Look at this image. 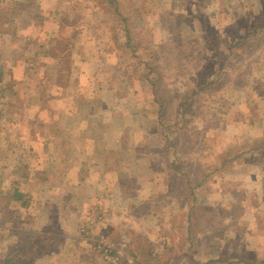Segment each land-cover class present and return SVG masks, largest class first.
<instances>
[{
	"label": "rangeland",
	"instance_id": "obj_1",
	"mask_svg": "<svg viewBox=\"0 0 264 264\" xmlns=\"http://www.w3.org/2000/svg\"><path fill=\"white\" fill-rule=\"evenodd\" d=\"M133 6L148 41L130 45L102 0H0V23L13 18L19 27L14 39L0 41V80L4 76L8 83L7 88L0 83V124L4 97L13 105L16 90L25 96L52 77L42 87L57 90L70 106L84 101L91 118L90 129L71 124L66 136L96 132L105 138L100 145L105 154L94 139L86 144L76 138L75 152L95 151L108 162L115 154L122 163L135 156V181L151 170L160 184L164 179L154 189L153 208L156 221L159 214L168 219L171 244L158 247L170 252V264H264V32H252L257 22L264 25V0H133ZM151 51L154 61L145 68L140 57ZM9 57L23 61L14 68L24 79L13 81L5 63ZM31 73L34 80H26ZM225 160L230 163L223 168ZM76 186L77 218L67 221L53 207L48 223L41 224L45 207L39 200L32 218L13 217L31 220L14 252L52 249L55 241H34L48 224L49 232L86 238L92 264L116 260L96 252V240L118 250L120 263H149L96 236L106 220L103 211L88 210L90 193ZM79 197L84 199L77 202ZM8 221L0 220V237L6 227L16 228ZM160 233L166 238V230ZM66 255L37 264L74 263Z\"/></svg>",
	"mask_w": 264,
	"mask_h": 264
},
{
	"label": "crops",
	"instance_id": "obj_2",
	"mask_svg": "<svg viewBox=\"0 0 264 264\" xmlns=\"http://www.w3.org/2000/svg\"><path fill=\"white\" fill-rule=\"evenodd\" d=\"M6 38L14 39L13 36H4L0 38V41L3 42ZM53 61L57 63L55 59ZM5 63L10 64L9 74L13 72V81L25 78V73H17L14 68L16 66L17 70L23 61L9 57ZM31 72H33V67ZM26 80H34L33 73L29 74ZM52 80L53 78L50 77L41 83V88L36 86L35 89L27 90L25 96L21 94V88L16 90L12 95L16 99L13 105L8 106L9 102L4 97L2 107L4 117L0 124L2 130L0 134V220L8 219V226L16 225V228L14 230L6 227L7 231L0 237V248L2 247L0 253L3 252L5 255H2L7 256L15 251L13 247L31 220L18 218L20 220L17 222L13 217L25 214L31 217L33 211L38 210V205L36 207L38 200L40 206L45 207L39 216L40 220L48 219L52 215L49 212L53 207H56L60 216L65 217L67 221L80 216L79 208L75 205L76 183H80L90 193L87 199L88 210L97 212L102 210L106 219L104 226L96 231L98 238L116 244L132 259L133 257H147L149 263L146 264H170L171 258L168 255L170 252L158 247L163 242L171 244L168 219L165 218V214H159L161 219L156 221L153 208L154 189L164 184V179H161L160 184L151 170L145 172L141 181H135L131 170L139 165L135 156L126 161L128 163L123 162L126 163L123 164L114 154L109 161L112 164H109L106 157L102 160L96 154L98 152H75L77 150L74 147L76 138L79 142L86 140V144L94 139L93 145L102 151L101 154H105L103 147L100 146L104 144L105 138L95 137L96 132L92 133L94 136H66V130L76 124L80 126V131L90 129L91 118L87 116L88 112L84 111V101H81L79 105L70 106L57 90L42 87L43 83L50 84ZM2 86L6 88L8 86L4 76ZM262 90L264 92V89ZM21 96L26 103H23ZM68 111L71 113L68 114ZM71 124L73 125L69 126ZM119 139L122 144V138ZM70 146H72L71 149ZM120 152H123L122 146L118 153ZM146 155L150 157L152 153L147 152ZM252 157L255 159L258 156L253 154ZM180 190L185 192L183 187ZM37 194H41L42 198L37 199ZM83 199L79 197L77 202ZM101 202L103 203L100 204ZM108 202L112 204L111 208L110 205L104 207V204ZM41 224H44L43 220ZM54 225L52 224V227ZM49 226L46 224L43 229L45 232L36 235L34 241L49 240L48 238L53 237L62 238L61 246L53 250L51 256L58 257L67 254L70 259H74L72 264H92L91 256L93 255L90 250L88 251L89 245L86 238L83 237L85 241L81 236L66 234L60 236V234L47 231L51 228L50 226L47 229ZM3 228H0V234ZM160 229L162 232L167 231L166 238L160 233ZM156 254L160 255L161 261L155 260ZM174 257L175 255L172 256V261ZM177 258L176 255L174 259ZM55 260L59 264L60 260ZM133 263L134 259L133 262L122 264ZM137 263L145 264L141 260Z\"/></svg>",
	"mask_w": 264,
	"mask_h": 264
},
{
	"label": "trees",
	"instance_id": "obj_3",
	"mask_svg": "<svg viewBox=\"0 0 264 264\" xmlns=\"http://www.w3.org/2000/svg\"><path fill=\"white\" fill-rule=\"evenodd\" d=\"M100 1L101 0H96V2L98 3ZM102 1L104 2L106 11L110 13L114 22L120 26L121 31L123 32V38L128 44L131 45L134 42L137 43L140 41L141 42L148 41V35L146 34V31L139 26V17L136 10L134 9L135 6H133V0H102ZM16 4L18 3L16 2ZM262 17L264 18V15H262ZM255 25L256 26L252 31L254 35H257L260 32L261 33L264 32V25L260 24L259 22H257ZM18 29L19 28L17 26L16 19L15 20L13 18L7 20L5 19L0 23V38L6 35L15 37V34H17ZM241 42L242 40L237 41V43H241ZM151 55H153V51H151L150 54L140 57L141 58L140 62L141 64L145 65V68H150L149 66L150 62L154 61V59L150 57ZM136 58L138 59V56H136ZM155 72H156L155 69H151V74H154ZM0 74H2L1 71ZM147 81L151 82V80L149 79ZM0 83H2V80H0ZM152 85H154V91H155L156 87L153 82ZM241 157L242 156L237 157V159H240ZM256 158L257 157H255V159ZM229 163L230 162H227L225 160L223 161L221 166L223 168H226L225 166H227ZM48 239L50 241H55L56 243V246L53 249H50L48 252L44 251V249L41 247L33 246V247H29L28 251H24V252L16 251L10 255L3 256L2 259L0 260V264H37L38 261H41L42 259L48 257L61 246V242L57 241L56 237L48 238ZM98 242L100 241L96 240L94 242L95 248L98 246ZM36 247L38 251H36Z\"/></svg>",
	"mask_w": 264,
	"mask_h": 264
},
{
	"label": "built area",
	"instance_id": "obj_4",
	"mask_svg": "<svg viewBox=\"0 0 264 264\" xmlns=\"http://www.w3.org/2000/svg\"><path fill=\"white\" fill-rule=\"evenodd\" d=\"M96 252L101 253L102 257L107 260L109 257L116 258L114 261L115 264H122L123 255L117 250H114L110 245L105 242H98V246L96 247ZM116 252V253H115ZM108 261V260H107Z\"/></svg>",
	"mask_w": 264,
	"mask_h": 264
}]
</instances>
